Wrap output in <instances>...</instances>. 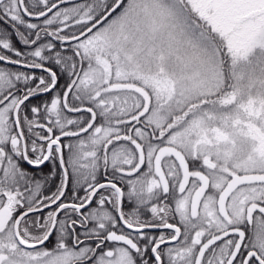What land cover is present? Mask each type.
Masks as SVG:
<instances>
[{"label": "snow or ice", "instance_id": "6c2138e0", "mask_svg": "<svg viewBox=\"0 0 264 264\" xmlns=\"http://www.w3.org/2000/svg\"><path fill=\"white\" fill-rule=\"evenodd\" d=\"M0 264H264V0H0Z\"/></svg>", "mask_w": 264, "mask_h": 264}]
</instances>
